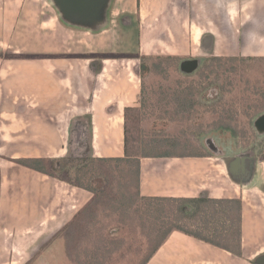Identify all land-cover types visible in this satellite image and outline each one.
Wrapping results in <instances>:
<instances>
[{
  "label": "crops",
  "instance_id": "crops-1",
  "mask_svg": "<svg viewBox=\"0 0 264 264\" xmlns=\"http://www.w3.org/2000/svg\"><path fill=\"white\" fill-rule=\"evenodd\" d=\"M61 1L71 7L63 8L59 0H0V148L15 149L17 146L18 154L12 159H49L54 153L57 158H65L68 154L64 146L72 133L70 150L74 125L78 122L83 133L74 137L79 143L75 146L79 153L87 149L81 142L88 135V152L95 154L91 157L124 158V117L127 111L138 108L142 94L137 81L140 72L137 56H151L150 51L162 49L172 57L189 54L191 41L186 30L191 21H195L192 0ZM209 1L220 6L222 19L228 15V19L236 21L229 23L231 29L243 28L241 37L257 39L256 31L264 30V0ZM109 18L119 21L117 31L113 33L104 27ZM247 24L252 25L251 29H245ZM194 27L197 26L194 24ZM119 39L122 49L117 50L113 47ZM243 47L244 44L241 51L252 57H264V46L257 50ZM162 52L157 55H164ZM135 65L138 70L133 73ZM80 116L82 120H88L89 125L81 124ZM26 140L33 142L29 151L33 149L34 153L26 154L19 148V143ZM237 158L242 157H234L226 163L223 158L185 154L139 157L140 192L144 197L190 199L206 196L242 203V257L173 231L148 264L249 263L246 260L247 221L258 211L253 210L254 206L247 207L246 197L258 203V195L251 194L252 191L248 195L247 190L255 185L258 177L253 174L255 162H251L250 174L248 159L237 171H231ZM1 161L7 160L1 158ZM14 164L13 161L0 164V187L6 190V198H1L4 209L0 208V212L3 211L6 215L1 217L8 220L16 218L19 212L17 200L12 197L18 192V184L12 176L23 173L12 172L11 169L18 168ZM20 168L25 172L30 170ZM37 173L43 177H36L37 183L41 181L46 186V183L53 184L49 181L58 182ZM34 177L27 174L28 181ZM10 190L14 194H10ZM21 190L26 192L24 185ZM64 191L58 187L60 194L53 197L51 209L45 213L42 223L62 217L64 210L76 209L77 202L68 201V193ZM261 193V199H264V188ZM38 194L41 196L42 193ZM87 201L89 199L85 203ZM257 219L258 224L261 219ZM260 233L264 235V227ZM263 255L264 252L258 254L255 263ZM2 258L10 260L9 253L0 244V261ZM6 264L19 263L12 260Z\"/></svg>",
  "mask_w": 264,
  "mask_h": 264
},
{
  "label": "rangeland",
  "instance_id": "rangeland-1",
  "mask_svg": "<svg viewBox=\"0 0 264 264\" xmlns=\"http://www.w3.org/2000/svg\"><path fill=\"white\" fill-rule=\"evenodd\" d=\"M191 8L192 17L195 21H191L190 26L186 30L188 39L191 41L189 43L190 51L189 54L180 57L195 58L197 59V64L200 63V66L197 70L186 74L182 70L177 69L174 65L175 63L172 61L170 62L172 66L167 67L166 70L163 68L157 74H147L145 76L146 83L144 88L142 87L140 72H138L139 78L137 81L141 86L142 93L139 106L137 109L127 111L124 117L125 127L128 130L127 146L129 145L131 153L134 155L137 154L138 156L147 153L153 155L167 151L192 157L214 155L212 157L220 158V160L223 158L226 163L234 157L245 156L248 159L247 166L250 169V174L252 172L251 162H255L253 165V174L258 177V181L256 180L255 185L249 186L250 190H247L248 195H250V191L256 197L258 195V203L250 197H246L248 200L246 202L247 207L251 209L254 206L253 210L258 211L253 213L255 216H251L252 218L247 221L248 229L246 228V260L249 262L248 264H253L255 263L256 256L264 252V235L262 236L260 233V229L263 230L264 227V199H261L263 198L261 190L264 188V131L258 130L255 125L257 119L264 115V60H262L264 57H252L241 50L242 44H244L243 49L254 47L257 50L259 47H263L264 30L258 29L256 31V28H252L258 34L257 39H254L252 36L250 38L246 35L241 37L240 33L243 31V28L239 26L231 29L229 23L232 21L235 23L236 21L228 19V15H225V18L222 19L220 6L217 3H210L209 0H192ZM108 14H110V9L108 10ZM210 18L212 19L209 20ZM106 23L109 25L106 24L104 27L108 29V32L113 33L117 31L119 25L118 20L109 18ZM194 24L197 27H194ZM104 27H100V29H104ZM251 27V24H247L245 29H251ZM118 32L121 34V31ZM211 32L215 34L213 35ZM121 43L122 40L119 39L113 48L117 50L122 49ZM162 51L158 50L157 53L156 50H152L150 51L151 56H158L157 54L162 52L164 55L160 56L172 57L167 55L165 49H162ZM139 57L147 56L142 55ZM139 57L137 56L138 60L136 63L140 69L141 61ZM214 57H232L234 59L232 61L213 63ZM240 58L252 60L242 61ZM164 64H167V62ZM188 66V68L191 67V65ZM136 70L138 69H136L135 65L132 69L133 73ZM208 84H214L224 88L225 93L215 99L214 102L207 101L205 96L208 95L209 98L215 97L211 92L207 95L203 93V87ZM233 116L234 118L231 120ZM81 120L82 117L80 118ZM80 123L84 126L89 125L88 120H82ZM78 124L76 122L74 125L75 129L73 131L70 150H68L69 144L71 143L69 138L72 133H69L64 151L67 152L68 157L70 155H73L72 157L94 156L95 154L93 152H88L90 139L87 135V130L83 131L87 137L81 142L83 146H87V149L85 148L84 151L85 153H79L75 147L79 143L75 142L76 138L74 137L83 134L80 132V126ZM19 144V148H22L26 154L34 153L33 149H31L32 153L29 151L31 146H33L32 141L28 142L26 140ZM14 148H0V164L5 165L7 161H12V156L18 154L16 151L18 150L17 146ZM55 156L56 154L54 153L53 157L49 159H56L57 157ZM1 158L7 161H1ZM14 165L18 168L17 170L16 168L11 169L12 172L22 171L24 174L17 176H15V173L13 174L12 178L16 179L18 184V192L14 194L12 190L9 191L10 194H14L12 197L17 200L19 212L17 211L18 216L13 219L8 220L6 217L5 219L1 217L2 215H6L2 211L4 209L3 200L1 202V198H6L4 194L6 190L0 187V208H2L1 211L3 213L0 212V229L6 230L7 228L9 230L8 232L0 231V234L12 237L22 236L34 232L43 225H49L58 220L59 218L55 217L56 219H52L51 222L46 221L42 223L45 213L51 209L53 197L60 194L58 187H61L65 189L64 192L68 193L67 200L77 203L75 205L76 209L64 210V215L70 213L75 215L56 235L54 240L73 225L77 233V242L73 248L75 257L76 247L83 233L88 234L90 231L82 230V217H78V214L89 205L95 196L65 182L60 183L61 181L59 180L58 182L49 181L53 184L46 183V186L41 184V181L37 183L36 177L40 175L39 173L33 172V169L25 172L20 168L23 165L18 163ZM101 169L109 175L114 173L117 180L122 179L119 174L123 169V165L118 168L116 163H107ZM27 174L35 176V181L33 179L28 181ZM63 176L66 177L67 174ZM39 177L40 179L43 178L42 176ZM13 179L11 182H13ZM53 179L57 181V179ZM103 180L106 181L105 179H101L97 180V183L102 182L105 186L107 181L104 182ZM59 184L60 186H56ZM21 185H24L26 192L21 190ZM9 187H12V185H9ZM38 193H42L41 196ZM2 195L4 196L1 197ZM88 199L89 201L85 203ZM24 200L27 201L25 205ZM64 215L62 214V217H65ZM257 218L261 219L258 224ZM102 222L109 226L110 230L113 228H121V236L128 238L125 247L120 252L114 254L106 264H127L121 260L123 258H127V262L131 258L135 259V262L140 264L141 260L139 258L144 253L142 252L144 245H142L143 236L140 233V229L137 227L132 228L131 226L126 228L118 226V220L116 218L109 220L103 219ZM181 223L182 225L186 224L185 222ZM109 235L116 238L115 235ZM6 251L9 253L10 260L5 261L2 258L0 264H6L7 261L12 260H15L19 264H25L24 260L15 259L10 250L6 249ZM139 252L142 253L141 256H136ZM93 254L89 251V256H93ZM240 263L246 264L244 261H240Z\"/></svg>",
  "mask_w": 264,
  "mask_h": 264
},
{
  "label": "trees",
  "instance_id": "trees-1",
  "mask_svg": "<svg viewBox=\"0 0 264 264\" xmlns=\"http://www.w3.org/2000/svg\"><path fill=\"white\" fill-rule=\"evenodd\" d=\"M140 58V77L142 87L146 83L147 74H157L171 67L170 62L183 73L190 74L197 70L195 58L147 56ZM234 58L214 57L213 63L232 61ZM242 61L252 60L240 58ZM262 60H264L262 58ZM167 62V64H164ZM191 65L190 68H188ZM214 65V64H213ZM207 92V93H206ZM211 92L215 97H208ZM207 101L214 102L225 89L208 84L203 87ZM214 99V100H212ZM234 116L231 118L233 120ZM127 129L125 130L124 158L65 157L56 159L24 158L14 162L33 169L42 174L65 182L73 187L85 190L95 197L78 214L82 217L83 233L75 251L78 264H106L117 252H120L128 238H113L108 232L109 226L102 220L116 218L117 225L124 228H139L143 236V258L140 264H148L159 248L173 231H180L198 240L212 244L232 254L242 257V203L240 200H218L201 196L190 199L150 198L140 192V156H175L177 153L162 152L138 156L131 153L128 144ZM253 150V149H251ZM212 157L200 155L197 157ZM253 158V157H252ZM107 163H116L118 168L123 165L118 179L113 173L106 174L103 168ZM104 165V166H103ZM51 166V168H50ZM67 174L66 177L63 175ZM105 179L107 184L97 180ZM104 181V180H103ZM104 181V182H106ZM168 204V205H167ZM77 217V219H78ZM179 221V222H178ZM181 222H185L182 225ZM109 228V230H108ZM148 247V249H146ZM89 251L94 253L89 256ZM94 251V252H93ZM257 264V263H255Z\"/></svg>",
  "mask_w": 264,
  "mask_h": 264
},
{
  "label": "water",
  "instance_id": "water-1",
  "mask_svg": "<svg viewBox=\"0 0 264 264\" xmlns=\"http://www.w3.org/2000/svg\"><path fill=\"white\" fill-rule=\"evenodd\" d=\"M60 5L70 8L66 4ZM90 9H93L90 8ZM258 130L264 131V115L255 122ZM247 157L237 158L231 166V171H237ZM243 166V165H242ZM49 225H43L34 232L12 237L0 234V244L10 250L15 259L24 260L25 264H78L75 261L73 248L76 244L77 233L73 225L66 229L56 240V235L72 220L71 214L64 215ZM121 228L110 230L111 235L121 236ZM50 243V244H49ZM49 244V245H48ZM257 264H264V255L259 257Z\"/></svg>",
  "mask_w": 264,
  "mask_h": 264
},
{
  "label": "flooded vegetation",
  "instance_id": "flooded-vegetation-1",
  "mask_svg": "<svg viewBox=\"0 0 264 264\" xmlns=\"http://www.w3.org/2000/svg\"><path fill=\"white\" fill-rule=\"evenodd\" d=\"M141 254H142V253L139 252V254L137 253L136 256H137V255L141 256ZM142 258H143V256H141L139 259L142 260ZM126 259H127V258H123V259H121V260H122L124 263H127V264H137V263H138V262H135V261H136L135 259H132V258H131V259H129V262H127Z\"/></svg>",
  "mask_w": 264,
  "mask_h": 264
}]
</instances>
